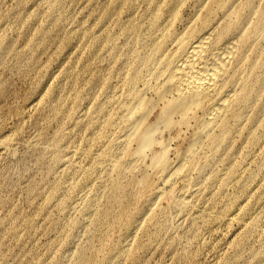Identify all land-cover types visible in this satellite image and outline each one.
Returning <instances> with one entry per match:
<instances>
[{"label": "rangeland", "instance_id": "obj_1", "mask_svg": "<svg viewBox=\"0 0 264 264\" xmlns=\"http://www.w3.org/2000/svg\"><path fill=\"white\" fill-rule=\"evenodd\" d=\"M215 1L0 0V264H264V0ZM210 34V52L237 43L232 68L159 128L170 181L156 147L130 172L136 141L117 133L138 106L131 80L152 123L163 66Z\"/></svg>", "mask_w": 264, "mask_h": 264}, {"label": "bare ground", "instance_id": "obj_2", "mask_svg": "<svg viewBox=\"0 0 264 264\" xmlns=\"http://www.w3.org/2000/svg\"><path fill=\"white\" fill-rule=\"evenodd\" d=\"M223 1L216 0L215 3L219 4ZM250 3L251 0H247L246 4ZM260 19L264 21V10L260 14ZM262 33L264 36V29ZM212 42V35H205L192 44L179 63L172 62L163 66V70L168 73L164 82L159 84L155 90L162 106L158 109L156 120L152 123L146 124L145 118L141 115L136 117L141 106L151 104L144 100L140 94L141 90L135 86V78L131 80L132 84L127 96L135 100L138 106L137 104H129L124 107L121 114L123 128L117 133V135L120 134L118 144L127 146V144L136 141V148L132 153L133 164L129 168L130 172L137 167L138 161L146 156L148 150L156 147L158 151L150 152L147 155L150 158V166L163 177L164 181H170L166 175L172 164L169 157V142L163 137V132L159 128L161 126L165 129L171 128L175 116L185 118L188 114L208 104L212 96L217 93L219 83L226 71L229 72L232 68L231 64L229 65V58L233 51L235 52L237 43L235 42L234 47L232 41H229L225 46L210 52ZM152 75L154 74L152 73ZM230 103L231 97L226 96L208 110L207 117L201 124V129L194 133V143H197L202 137L203 132L214 127ZM110 148L113 149L115 146ZM191 151L192 147L186 148L184 152H179L180 157L173 168L176 173L190 157ZM141 180L137 179L136 181L138 183ZM227 221L231 222L233 218L229 217Z\"/></svg>", "mask_w": 264, "mask_h": 264}]
</instances>
